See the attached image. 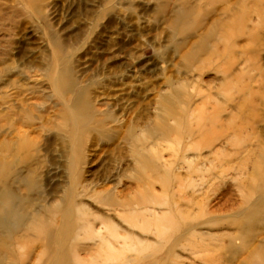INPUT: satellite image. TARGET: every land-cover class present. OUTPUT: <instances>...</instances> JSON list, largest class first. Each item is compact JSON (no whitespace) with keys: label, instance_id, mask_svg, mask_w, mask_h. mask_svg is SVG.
Returning a JSON list of instances; mask_svg holds the SVG:
<instances>
[{"label":"rangeland","instance_id":"1","mask_svg":"<svg viewBox=\"0 0 264 264\" xmlns=\"http://www.w3.org/2000/svg\"><path fill=\"white\" fill-rule=\"evenodd\" d=\"M189 1L193 5H206L205 0ZM162 3V1L157 0H44L41 3L42 16L39 18L26 9L19 0H0V85L3 87V90L0 88V97L12 96L16 89L15 86H10L9 82L15 81L16 85L33 88L35 93L31 95L25 93L27 98L34 101L39 100L38 102H41L40 104L43 106L45 103H43L42 97L47 98L49 96L48 98L51 100L44 106L53 104L49 90L42 93L37 88L40 85H43L42 89L46 88L47 78H44L40 72H36L35 68L26 67V63L31 61L39 64L47 63L46 59H48V62H53V67L60 65L62 56L53 49L49 40L54 36L65 41L68 53L66 56L68 59L66 61L68 63L67 68L72 70L80 85H87L90 81L91 96L99 95L100 97L96 99L95 104L97 105L94 104L100 111H105L106 106H99L98 102L107 101L111 104L113 112L118 113L123 121H136L139 116L144 115L143 121L147 122L149 127L155 126L158 119L164 115L169 117L167 123L174 127V131L169 134L168 138L162 141L149 139L147 142L149 148L156 144L159 163L168 164L165 166V170L168 172L167 175H170V177L168 175L169 182L167 180L165 184L154 182L150 188L153 196L160 197V202L166 205L162 208L158 205H152L148 209H152L151 211L158 215L164 211H169L176 225L180 221L175 214L176 205L190 206L193 212H197L199 209L196 203H199L200 208L202 207L201 212L203 210L205 213L208 209L219 206L221 212L216 214L217 217L213 220L215 222L205 224V226L201 225L199 231L203 239H209L206 240V243H213V247L221 246L220 241L213 239H220L224 237V234L235 232V230L232 231L228 228L229 216L242 207L253 206L261 194L260 191L257 193L255 190L253 191V188H258L260 179L254 184L249 180L254 175L253 168L259 166V163L256 162L257 152L254 156L247 153L255 148L254 138L256 135L260 131H264V123L261 122L258 125L256 122V119L264 117V115H259L262 113L261 103L264 102V19L258 22L255 18L257 10L264 13V0L257 1L253 10L248 12V19L245 22L247 31H251L253 35L258 34L259 37V43L254 45V48L259 52L257 59H253L250 54L245 53L244 48H239L242 49L243 56L231 54L232 44L247 48L252 47V45L248 43L247 35L245 37L236 36L237 29L230 28L223 35L226 39L233 36L234 38L229 39L228 43L225 42V45L215 43L217 54H224L222 55L223 59L221 58L218 63L214 64L215 56L213 58L209 54L204 55L199 61L190 62L188 68L184 66L181 57L190 44H184L187 49L182 48L183 50L179 51L173 49L174 43L181 42L183 38L176 36L173 39L170 28L166 26V19L170 17L171 10L176 7V3L172 4L166 13L160 15L157 13V5ZM105 10L109 12L105 16L99 17V14ZM13 14L16 15L13 16ZM201 32L199 31L198 34ZM194 40L191 42L193 43ZM4 48L7 50L6 53L9 52L10 57L2 54ZM229 56L231 57L230 74H238L239 78L232 80L229 84V90L216 89L218 82L212 83V79L221 80L223 77L221 73H216L217 65L221 66ZM9 59L13 60L11 67H7L8 63L11 64ZM3 61H6V66ZM13 67L20 70L21 74L22 72L27 73L25 76L28 77L17 75L15 73L17 69L15 70ZM183 79L186 81L187 94L184 104L178 105L179 107L172 110L173 112L165 114L157 104V100L161 95L170 93L169 80L172 82L177 80L176 82H178ZM245 86L246 88L248 86L247 90L241 93V89ZM40 96L41 98H39ZM239 98L245 101L243 103L244 110L241 112L242 114L245 112L247 122H244L243 125L240 123L242 121L241 112L239 114L240 110L236 112L234 109V102L239 101ZM250 104H256V111L250 112L249 110L248 112L249 107L247 106ZM124 108L128 109L123 113L121 109ZM55 111L54 108L49 113V117H52ZM214 113L220 119V124L229 123L232 129L235 125L237 127L241 125V129L233 134L230 127H228L229 129L224 127V133H221L222 139L216 142L217 145L214 144V151L212 150L214 152H212L214 156L212 159L214 160H212L207 156L206 139L202 143L195 142H198L203 129L211 126L209 125L210 117ZM198 117L203 118L202 121L198 122ZM112 125L107 122L105 129ZM93 127V124H84L78 128V133H76L81 141L80 147L81 152H83L80 158H84V164L80 165V171L83 173L81 178L85 183L94 182L100 176L102 179L109 172L110 175L118 173L120 161L117 153L119 152L124 156L131 149L129 145L128 148L122 149L125 147V143L116 137L111 141L112 143L106 138L99 141L91 140L96 133ZM88 128H92V130L88 131ZM191 132H195V135L189 140L188 137ZM228 134L231 136L229 137ZM227 137L228 140L225 139ZM60 140L55 132H43L42 137L37 140L39 141L37 146L40 145L38 156L44 163V168L39 170L42 171L40 189L42 188L45 195H50L48 201L58 199L62 195V190L57 185L60 183V177H65L67 180L68 176V170L60 168L59 164L61 159L58 158V154L60 150L62 152L64 149ZM94 143H97V147L94 146ZM238 143L242 146L237 145ZM152 149L149 150L153 151ZM84 152L87 158L84 157ZM154 153L156 154V152ZM182 156H186L187 159L183 161ZM243 158L244 160H242ZM68 161V157H63L62 164L66 166ZM188 163H192L191 168H189ZM163 166H161L162 169ZM260 168H263L264 171V163L260 165ZM46 171L47 173H45ZM177 175L183 181L180 186L175 180ZM104 181L97 180L96 187L98 189L101 187L108 188L116 183L113 181L104 185ZM121 181L120 188L123 186V182H128L124 178ZM256 194L259 196L256 197ZM51 197L54 198L51 199ZM225 200L229 201L225 202ZM83 201L94 215L108 214L112 218V211L109 212V208L103 203L96 202L89 195L85 199L83 198ZM221 203L225 206H221ZM133 208L141 207L134 204ZM113 216H115L113 222L119 226L123 225L117 221L116 215ZM234 217L237 219L236 216ZM200 218L204 219V217ZM200 218L199 222L202 221ZM141 223L139 221V225ZM127 227L130 234L133 232L132 236L139 237L144 241L142 247L135 249L133 246L136 244V238L131 237L129 243L127 242V251L118 252V257L116 255L111 257L108 253L91 259L90 257L94 256L96 252L94 248L91 249L93 242L88 244L87 241L80 239L79 248L74 254L71 253V250H67L69 248L65 250L66 258H68L66 264H76L77 259L82 264H205V261L200 259L205 254H209V250L195 243L202 242V238L195 236L192 238L188 235L182 239L179 246L174 248L172 255L168 257L166 251L173 244L171 242H175L174 240L180 236L181 231H175V227H167L166 234L160 236L156 233L154 225L150 229L145 228V225L144 229H140L135 224L132 226L127 224ZM260 227V224L256 227L260 236L255 240V245L264 237V229ZM119 231L121 232V230ZM258 234L256 235L258 236ZM120 235L122 234L120 233ZM114 240L113 243V240L111 241L114 244V249H122L121 238ZM31 244L28 243L26 249H29ZM235 247H238V243L235 244ZM85 249H89V251ZM33 250L34 248L31 252ZM58 252L55 251L50 257L53 262L61 258L62 254L59 252L60 255ZM86 253L89 255L85 256ZM215 254H217L215 256L216 261L210 264H235L233 261L238 257L236 256L234 259L232 254L227 256L224 255L226 252L219 251H215ZM244 256H246L245 253L242 257ZM19 257H14L12 263L20 264ZM70 258H72L71 262ZM238 260L241 261V257ZM48 264L50 263L48 262Z\"/></svg>","mask_w":264,"mask_h":264},{"label":"bare ground","instance_id":"2","mask_svg":"<svg viewBox=\"0 0 264 264\" xmlns=\"http://www.w3.org/2000/svg\"><path fill=\"white\" fill-rule=\"evenodd\" d=\"M19 1L35 16L37 15L39 18L42 16L43 8L41 3H43L44 0ZM157 1L163 2L157 5V13L160 15L166 13L170 9V6L176 3V7L171 10L172 16L170 15V17L166 19V26L170 28L173 39L176 36L183 38L181 42L174 41L173 49L176 51L182 48L187 49L184 44H190L181 57L186 68H188L190 62L199 61L204 55L208 54L213 56V58L215 56L213 60L214 64L218 63L224 54H217L215 43L225 45V42L228 43V41L232 40L234 36L229 38V40L223 35L230 28L237 29L236 36L245 37V35H247L248 43L252 45V47L247 48L232 44L231 54L234 56L236 54L243 56L244 53L242 49L239 48H244L245 53L250 54L251 58H258L259 52L254 48V45L259 43L258 34L253 35L252 32L247 31L245 27V22L248 19V12L253 10L258 0H235L234 2L232 0H205V6H200L199 4L193 5L189 0ZM108 12L109 11L105 10L99 14V17L105 16ZM15 15L16 14H13V16ZM255 18L258 22L262 21L264 19V13L257 10ZM201 30L203 31L201 32ZM199 31L201 32L200 34H198ZM192 40H194L193 43L191 42ZM49 43L53 46L55 51L61 54L62 60L60 65H55V67H53V62H48V59H46L47 63L39 64L38 62L31 61L26 63V67L35 68L36 72H40L44 78H47V87L42 89L43 85H40L39 87L37 86V88L40 89L39 91L42 93L49 90L50 96L53 98V104L44 106L51 100L48 98L49 96L47 98L45 96L42 97L43 103H45L43 106H41V102H38L39 100L34 101L27 98L25 93L27 95L35 93L33 88L16 85L15 81L9 82V85L15 86L16 89L12 96L0 97V264H13L12 259L19 256L21 260L20 264H32V262H35L33 264H48V262L50 264H66L68 258H66L67 253L65 250L69 248L67 250H71V253L74 254L77 248H79L80 239L87 241L88 244L93 242L92 245L96 247H91V249L94 248L96 251L95 255L90 257L91 259L108 253H110L109 255L111 257L112 255L118 257V252L127 251V242L131 237L133 239L136 238V244L133 246L135 249H137L136 247H142L144 244L141 238L135 237L134 235L132 236L133 232L131 234L129 233L127 224L130 226L135 224L136 227L140 229H144V225L145 228L148 229L154 225L156 227V233L160 236L164 235L167 227H175V231H181L182 233H179L180 236L174 240L175 242H171L173 244L167 249L166 255L168 257L172 255L174 248L179 246L182 239L189 235L192 238H194V236L202 238V242H195L196 245L200 244L209 250V254H205V256L200 259L203 262L205 261V264L216 261L215 256L217 254L214 255L215 251L226 252L224 255L227 256L232 254L234 259L238 256L237 259L233 261L235 264H264V237L255 245V240L260 236L257 233L258 229L256 227L260 224V228L264 229V171L263 168H260V165L264 163V131H260V133L256 135L254 138L256 146L255 148L252 147L253 151L247 153L254 156L255 152H257L256 162L259 163V166L253 168L254 175H252L249 180L254 184L260 179L258 188H253V191L255 190L256 193L260 191L261 194L259 193L260 196L259 194L255 195L259 197L257 201L254 202L253 206H241L242 208L236 213L232 211L234 214L229 216L227 224L228 228L232 231L235 230L236 233L224 234L223 238L213 239L220 241L222 244L221 246L218 245L213 247V243H206V240L209 239H203L199 229L201 225L205 226V224H212L215 222L213 220L217 217L216 214L218 215L221 212L219 206L210 208L207 210V213H205L203 210L201 212L202 207L200 208V205H198L199 203H196L199 209L197 212H193L190 206L176 205L175 214L180 220L176 225L169 211H164L158 215L151 211L152 209H148V207L151 208L152 205H158L160 208L166 205L160 202V197L153 196L150 188L154 185V182H161L162 184H165L166 180L169 182V174L167 175L168 172L165 170V166L168 164H163V166L159 163V154L156 144L152 145V149L149 148L147 142L149 139L162 141L168 138L169 134L174 131V127L169 126L167 123L169 117L164 115L162 118L158 119L155 126L149 127L147 122L143 121L144 115L141 117L139 116L136 121H123L118 113L113 112L111 104L107 101L100 102L98 100L100 102H98L99 106H106L105 111H100V109L95 106L97 105L95 102L99 95L91 96L90 81L87 85H80L72 70L67 68L68 63L66 61L68 59L66 56L68 53L66 42L61 41L58 37L52 36ZM3 50L4 52L2 54L10 57V54H8L9 52L6 53L7 50L5 48ZM18 58H20V56H18ZM9 61H11V64L8 63L7 67L13 65V60L9 59ZM5 62L6 61H3V64L6 66ZM230 63L231 57L229 56L221 66L217 65L216 73H221L223 77L221 80L217 78L212 79V83L218 82V88L216 89L224 91L229 90V84L232 80L234 78H239L238 74H230ZM13 69H15V67H13ZM254 69L257 70V68ZM15 73L23 77H28L25 76L27 73L22 72L21 74L18 69ZM176 81L172 82L169 80L170 93L168 95H161L157 100V104L165 114L173 112L172 110L176 107L178 108V105L184 104L186 100V81L184 79L182 81ZM1 86L2 85H0V88L3 90ZM247 88L245 86L240 92L243 93ZM70 95H73V97H70ZM39 98H41V96ZM244 102L245 101L240 98L239 101L234 102V109L236 112L240 110L239 114L241 110H244ZM250 103L253 102L250 101ZM261 105L262 113L259 114L260 116L264 115L263 101ZM247 107H249L248 112L249 110L250 112L256 111V104H250ZM54 108L56 110L55 113L52 117H49V113H51ZM127 109L124 108L121 109V111L124 113ZM245 117L246 114L244 112L241 117L242 121L240 120L242 125L244 122H247ZM202 119L203 118L198 117V122L200 120L202 121ZM224 120L226 121V119ZM107 122L113 125L105 129ZM256 122L258 125L261 122L264 123V117L256 119ZM84 124H93L94 126L93 130L96 133L91 140L99 141L106 138L112 143L111 141L116 137L125 143V147L122 149L128 148V145L131 148L124 156L119 152L117 153L120 161V169L115 175H110L111 173L109 172L104 178L101 179L100 176L94 182L90 183H85L82 180L81 175L83 173L80 171V165L84 164V158H80L83 152H81L80 147L81 141L76 133H78V128L82 127ZM209 125H211L209 128L203 129L199 135L198 142L195 143H202L203 140L206 139V148L208 149L207 156L212 159L214 158L212 155L214 153V144L222 139L223 135L221 133H224V127L228 128L230 125L229 123L220 124V119L216 113L212 114L210 117ZM230 129L233 130V134H235L238 130L240 131L241 125L240 127L235 125L234 129L231 127ZM89 130H92V128H88V131ZM43 132H55L57 137L61 139L60 142L64 149L62 152L61 150L59 151L58 158L61 159L59 164L60 168H66L68 170L67 180H65V177H60V183L57 185V187L62 190V195L58 197V199H53L54 197H51L53 200L50 201H48L50 195H45L42 192V188L40 189L42 171L40 172L39 170L40 168H44V163L41 162L38 156L40 153V145L37 146V142H39L37 140L42 137ZM137 132L139 133L138 135L136 134ZM194 133L195 132H191L189 134V140L194 137ZM230 136L231 134L229 137ZM225 139L228 140V137ZM94 144V146L97 147V143ZM237 145L242 146L240 143ZM149 149H152L156 154ZM244 151L245 150H243V152ZM63 157H68L69 161L66 166L62 164ZM84 157L87 158L86 154ZM182 159L185 161L187 157L182 156ZM242 160H244V158ZM161 166H163V169ZM191 166L192 163L189 164V168H191ZM45 173H47V171ZM122 178L128 180V182H123V186L120 188ZM97 180H105L103 182L104 185L110 184L113 181L116 183L111 185V187H101L98 189V187H96ZM175 180L179 183V186L183 182L179 175H177ZM117 185H119V187H117ZM87 195H89L91 199L96 200V202H101L107 206L109 208L108 211H112V218L108 214H101L99 216L94 215L89 210V206L83 201V198L85 199ZM227 201L229 200H225V202ZM134 204L141 208L134 209ZM220 205L223 207L225 206L222 203ZM113 215H116L117 221L123 223V225L119 226L117 223L113 222L115 218ZM233 215L236 216L237 219ZM200 217H204V219L202 220ZM199 218L202 221L199 222ZM139 221L142 222L141 225H139ZM119 230H121V232ZM119 232L122 235H120ZM256 234H258V236ZM89 236L92 237L88 239L87 237ZM118 238H121L120 242H123V246L122 249L116 250L112 243L115 242L114 239ZM28 243H32V246L26 249ZM34 243L36 244L35 246ZM193 243L194 242H192V244ZM237 243L238 247L236 248L235 244ZM80 247L82 246L80 245ZM33 248L34 250L31 252ZM55 251L61 252L62 255L58 252L61 258L58 256V259H60H56V261L53 262L50 257ZM87 251H89V249ZM243 253H245L246 256L242 257ZM86 255H89V253H86L85 256ZM239 256L241 257V261L238 260L240 258ZM77 260L76 264H82V262H79L80 260ZM237 260L239 261L238 263ZM71 261L72 258H70V262Z\"/></svg>","mask_w":264,"mask_h":264}]
</instances>
